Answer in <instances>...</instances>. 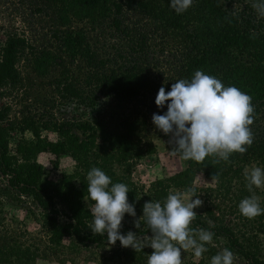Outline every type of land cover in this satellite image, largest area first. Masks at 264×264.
<instances>
[{
	"label": "rangeland",
	"instance_id": "rangeland-1",
	"mask_svg": "<svg viewBox=\"0 0 264 264\" xmlns=\"http://www.w3.org/2000/svg\"><path fill=\"white\" fill-rule=\"evenodd\" d=\"M113 1L123 3L116 16L112 11L110 16L102 18L94 11L91 16L79 19L72 13L71 22L61 24L56 14L59 10H55L48 1L0 0V52L10 36H20L26 41L16 63L20 81L0 86V111H5L1 125L8 139L7 156L11 165L34 163L42 166L44 173L40 181L53 192L61 221L69 222L67 204L60 200L62 192L68 191L65 179L71 182L70 185L81 186V174L87 176L89 171L78 167L76 160L68 154H52L48 146L28 153L31 145L39 140L57 141L59 136L53 129L55 123H94L98 119L107 130H112L135 122L132 140L138 142L142 152L130 159L131 169L124 164L113 166L116 177L133 184L140 194L136 216H128L123 223L136 219L141 222L144 219L143 205L147 201L163 203L169 193L187 194L192 189L197 194L192 199L199 198L203 202L194 209L200 220L208 226L219 224L221 228H227L244 248L264 257V232L261 231L264 218L260 215L248 219L238 208L243 198L252 195L247 190L244 171L253 166L264 169V165L250 154L245 159L238 153L232 154L227 162L219 160V164L216 163L217 157L210 156L208 163L193 171L184 181L177 184L171 181L184 171L186 163L174 152V145L169 143L170 135L157 129L151 117L153 113L162 115L167 111V102L158 108L155 96L161 86L169 91L172 82L180 78L184 57L192 45L181 35H174L172 29L161 28L158 21L139 12L135 6L126 4L127 0ZM251 3L252 0L235 2L233 11L238 15L243 13L244 19L249 18L251 24L256 25L260 18L252 7H248ZM71 12L76 13V10L68 11ZM113 18L120 20L119 29L112 27ZM76 30H82L89 50L94 53L91 64L81 56L72 58L67 50L62 49L63 37L59 31L65 34ZM140 39L143 47L137 49L134 43ZM134 48L137 52L133 51ZM38 52H44L46 56L47 52L50 54L47 57L48 71L43 73L32 69ZM61 60L62 66L58 65ZM129 60L143 68L151 85L137 96L118 104L114 97L106 95V89L97 77L110 71H123L130 64ZM62 80L75 85L77 96H70L63 90ZM23 120H35L33 125L38 136L30 130L19 131V126L25 122ZM263 123L264 111L254 118L250 126L253 135L263 131ZM6 180L7 177L0 175V264H147L152 251L150 246L135 252L131 247H122L120 242L84 245L73 236L51 243V224L45 217V211L31 197L20 196L13 188L4 186ZM254 193L264 208V188H254ZM184 199L187 202V195ZM81 202L88 211L87 222L90 224L93 220L90 207L94 202L88 199V195ZM190 227L200 229L194 222ZM133 232L145 240L151 236V230L146 226ZM228 244L226 237L214 233L212 243L206 245L208 251L202 258L195 257L192 250H188L182 253V264H210L211 257L224 248L234 253L235 264H249Z\"/></svg>",
	"mask_w": 264,
	"mask_h": 264
},
{
	"label": "trees",
	"instance_id": "trees-1",
	"mask_svg": "<svg viewBox=\"0 0 264 264\" xmlns=\"http://www.w3.org/2000/svg\"><path fill=\"white\" fill-rule=\"evenodd\" d=\"M45 1H48L51 6L53 5L55 10H59L56 14L58 15L57 20L61 24L70 23L73 14L74 17L77 16L81 19L88 15L91 16L94 11H97V15L103 18L110 16L113 11L112 15L116 16L118 12H121L123 6L122 2L115 3L111 0ZM235 2H240V0H193L192 6L182 14H177L169 7V0H127L126 4L135 6L139 12L158 21L161 28L172 29L174 35H181L191 43V51L185 55L180 78L176 80H190L196 70H202L205 74L215 76L225 86H235L252 98L255 107L254 118L256 119L264 111V18H260L256 25H252L249 18L244 19L243 13L238 15L233 11ZM71 9H75L76 13H68ZM111 24L113 28H120L118 18H113ZM59 33L63 37L62 49L67 50L72 58L81 56L90 64L94 62V53L89 50L86 36L82 30L67 31L65 34L59 31ZM253 33L256 34V38H252ZM142 43L143 41L140 39L134 44L138 49V47H143ZM25 45V38L20 36L13 35L5 41L0 52V86L20 81L16 63L19 52ZM137 49L134 48L133 51L137 52ZM46 54L50 55L48 52ZM48 55L46 56L44 52L35 54L38 57L33 60L32 69L39 73L45 72L48 69ZM51 58L53 59V56ZM129 61L130 64L123 71H110L108 74L97 77V80L101 81L106 89V95L114 97L118 104L137 96L142 89H147L151 85L150 78L146 73L144 74L143 68L137 66L132 60ZM58 63V65H63L62 60ZM65 72L67 73V70ZM61 74L65 75V73ZM62 81H64L63 90L70 96H77L75 85L67 80ZM4 116L5 111H0V175L7 177L4 186L13 188L20 196L31 197L35 204L45 211V217L51 224L49 241L55 244L65 236H73L84 245H104V242H108L106 233L104 236L93 234L87 222L88 211L84 209L81 202L82 198L88 195L87 176L81 174V186L70 185L71 182L65 179L68 191L62 192L63 198L61 195L62 199L60 200L61 203L67 204L69 214H66L71 221H61L60 210L56 208V202L53 200V192L49 191L47 186L45 187L46 183L40 181V177L44 173L42 166L34 163H25L17 167L11 165L7 156L8 139L1 125ZM28 118L30 119V117ZM34 122L35 120H26L19 126V131L30 130L38 136V130L33 125ZM126 125L121 129L116 127L107 130L98 119L94 123L89 121L55 123L53 129L57 131L58 140L55 142L39 140L36 143L30 141L34 144L31 145L28 153L44 150L48 146L49 151L54 155H70L76 160L77 166L83 168L85 172L90 171L92 167H98L111 177L113 183H124L116 177L113 166L124 164L127 169H131L130 159L132 156H140L142 152L138 142L135 143L132 140L136 130L135 122H129ZM253 137V143L247 148V151L244 154H238L243 159L247 154H250L256 158V161L264 165V127L263 131ZM176 153L182 158L180 153ZM207 159L208 157L203 163L185 161L184 171L175 175L171 181L175 184L180 180L184 181L193 171L208 163ZM216 163L219 164V162ZM124 184L130 189L127 193L128 200L134 204L136 210L139 191L133 184L128 182ZM128 216L130 215L125 214L123 219ZM261 217L264 218V214H261ZM192 222L200 229L210 230L215 235L226 237L229 242L228 247L236 251L249 264H264V257L254 255L244 248L227 228H221L219 224L210 228L197 216ZM140 223L141 227H147L144 219ZM136 229L133 221L127 224L122 221L120 232L126 234L128 231ZM261 231L264 232V226Z\"/></svg>",
	"mask_w": 264,
	"mask_h": 264
},
{
	"label": "clouds",
	"instance_id": "clouds-1",
	"mask_svg": "<svg viewBox=\"0 0 264 264\" xmlns=\"http://www.w3.org/2000/svg\"><path fill=\"white\" fill-rule=\"evenodd\" d=\"M193 0H169L177 14L187 11ZM251 7L258 18H264V0H252ZM235 15V13H233ZM256 38V34H252ZM164 114H152V123L165 135L174 152L181 154L185 161L203 163L214 156L227 162L233 153L244 154L253 143L251 125L254 122L255 107L252 98L235 86H225L215 76L196 70L191 79H179L165 91L161 86L155 96L158 108L165 106ZM247 190L251 196L243 198L238 205L241 215L253 219L264 214L260 198L254 188H264V169L253 166L244 171ZM88 199L93 201L90 211L93 220L89 228L93 234L104 236L114 245L142 251L150 246L152 251L147 264H182V253L192 250L197 258L208 251L214 233L206 229L190 227L197 213L195 208L202 205L194 190L185 193H169L161 202L147 201L143 205V217L151 236L147 240L138 238L128 231L121 234L125 214L136 216L133 203L128 200L129 187L124 183H113L111 177L98 167H92L86 177ZM111 185V186H110ZM187 195V202H185ZM86 201V200H85ZM87 203V201H86ZM139 229V219L133 221ZM214 228V224L209 225ZM210 264H235V255L227 248L211 257Z\"/></svg>",
	"mask_w": 264,
	"mask_h": 264
}]
</instances>
